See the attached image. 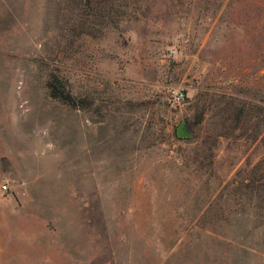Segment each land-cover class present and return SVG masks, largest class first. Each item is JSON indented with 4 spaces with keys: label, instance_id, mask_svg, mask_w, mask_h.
Wrapping results in <instances>:
<instances>
[{
    "label": "rangeland",
    "instance_id": "1",
    "mask_svg": "<svg viewBox=\"0 0 264 264\" xmlns=\"http://www.w3.org/2000/svg\"><path fill=\"white\" fill-rule=\"evenodd\" d=\"M0 264H264V0H0Z\"/></svg>",
    "mask_w": 264,
    "mask_h": 264
},
{
    "label": "built area",
    "instance_id": "2",
    "mask_svg": "<svg viewBox=\"0 0 264 264\" xmlns=\"http://www.w3.org/2000/svg\"><path fill=\"white\" fill-rule=\"evenodd\" d=\"M169 98L172 104L178 105L186 102L189 98V91L181 85H172L169 88ZM5 188H9V183H4Z\"/></svg>",
    "mask_w": 264,
    "mask_h": 264
},
{
    "label": "trees",
    "instance_id": "3",
    "mask_svg": "<svg viewBox=\"0 0 264 264\" xmlns=\"http://www.w3.org/2000/svg\"><path fill=\"white\" fill-rule=\"evenodd\" d=\"M50 86L52 88V94L54 96L60 97L76 106L82 105L79 98L75 94H73L70 90H66L65 88H62V86L56 81V79L50 81Z\"/></svg>",
    "mask_w": 264,
    "mask_h": 264
},
{
    "label": "water",
    "instance_id": "4",
    "mask_svg": "<svg viewBox=\"0 0 264 264\" xmlns=\"http://www.w3.org/2000/svg\"><path fill=\"white\" fill-rule=\"evenodd\" d=\"M179 132H180V134H182V135H187V134H188V132H185V131L183 130V125H181V126L179 127Z\"/></svg>",
    "mask_w": 264,
    "mask_h": 264
}]
</instances>
